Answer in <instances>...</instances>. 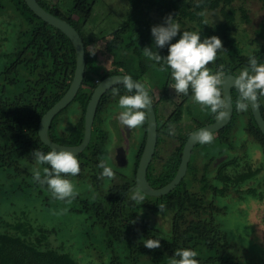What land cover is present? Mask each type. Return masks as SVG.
Listing matches in <instances>:
<instances>
[{
	"label": "trees",
	"instance_id": "trees-1",
	"mask_svg": "<svg viewBox=\"0 0 264 264\" xmlns=\"http://www.w3.org/2000/svg\"><path fill=\"white\" fill-rule=\"evenodd\" d=\"M51 12L63 17L74 25L83 37L87 66L82 88L93 89L98 81L114 73H126L141 79L145 73L151 75L153 70L159 71V65L149 60L143 54L145 47L152 48L162 57L168 55V47L157 48L151 35L154 25L164 23V18L172 14L175 22L181 26V32L170 43H176L183 31H193L205 38L217 36L222 41L223 50L218 51L217 59L211 62L209 69L215 63L224 64L225 70L236 63L240 71L249 64V57L254 56L258 64H264V44L258 38L264 35V24L256 30L257 36L249 42L238 38L239 22L250 21L248 8L243 0H127L129 13L122 23L110 34L104 37L96 36L87 29V24L92 16L97 0H72V5L63 10L59 2L50 3L48 0H39ZM264 5V0H258ZM10 3L16 12L23 18L28 28L25 32L27 39L18 51L7 53L9 62L1 70L0 88V171L7 177L19 178L16 186L2 193H19L28 186L41 190L38 183L32 179L33 169L39 168L43 176V168L48 165H37L31 156L33 150L39 149L45 154L52 149L45 144L39 134V122L43 114L49 109L68 89L73 78L76 52L70 38L60 29L48 24L36 15L24 0H0V7ZM199 3L200 6L196 7ZM218 13L221 19L213 21L208 12ZM203 13V15H200ZM103 40L98 47L102 52L112 55L113 68L99 70L93 65L96 57L92 50L97 41ZM92 47V49H90ZM94 54V55H93ZM155 65V66H154ZM101 65H98V68ZM217 70V69H216ZM166 76H168L166 74ZM166 86V83L165 85ZM119 92L126 89L123 84L114 86ZM109 89L101 98L94 127V137L87 148L76 155L80 164V173L77 176L63 178L89 179L94 173L98 161V146L105 139L101 127V118L98 116L108 101ZM191 91V88H190ZM133 94V93H132ZM164 92L162 91V95ZM91 97V92L80 91L73 102L78 105V116L72 126L58 133L57 124L61 113L52 120L49 129L50 136L64 144H77L84 135V116L86 106ZM264 97V96H263ZM238 98L236 88L233 89V102ZM259 99L261 96L258 97ZM261 107L264 112V104ZM68 105V106H69ZM67 106V107H68ZM239 114L243 125L246 124L251 133L264 141V133L259 128L250 109L238 112L222 133L233 126ZM245 117V119H244ZM147 122L145 115L144 132L141 145L135 158V168L138 165L143 145L146 138ZM177 163L171 172L162 174L154 185H163L172 177ZM223 172L221 171L220 174ZM63 176V174H62ZM97 182L99 177L96 178ZM134 183V178L123 186L111 188L109 198L105 196L90 195L80 199L78 212L85 215L91 231H97L106 240V248L114 242L123 243L129 252L130 263L139 264H165L166 254L174 256L177 249H192L198 253L199 264H217L226 262L234 264L233 256L228 253L232 246L227 236V231L220 227L214 217H203L199 214L188 218V210L194 208V203H188L189 195L186 181L183 180L177 187L161 196L146 195L142 205L131 201L130 197H123L120 201L122 190ZM156 186V187H157ZM47 188V185H44ZM118 193L116 194V190ZM91 193V192H90ZM115 193V194H114ZM121 204V211L119 205ZM164 204L163 211L158 206ZM114 209V210H112ZM145 209L147 211H145ZM145 212L159 213L171 216L173 224L171 230L163 232L151 220L144 216ZM6 219L0 210V264H99V253L93 249H84L79 254H74L64 244H53L50 236L54 229H47L35 225L24 211ZM84 233L89 231L85 227ZM147 239H159L161 247L149 250L144 246ZM209 250L212 253L205 257L201 253ZM134 255V257H131ZM145 256L146 259H142ZM105 264H119L113 256Z\"/></svg>",
	"mask_w": 264,
	"mask_h": 264
},
{
	"label": "flooded vegetation",
	"instance_id": "flooded-vegetation-1",
	"mask_svg": "<svg viewBox=\"0 0 264 264\" xmlns=\"http://www.w3.org/2000/svg\"><path fill=\"white\" fill-rule=\"evenodd\" d=\"M235 64L236 63H233V66L229 67V68H233L232 71L231 70L226 71L224 67L225 74L231 72L236 75H239V66H235ZM211 65L212 64L210 63L209 65H207V67L209 68V66ZM219 65L221 64L215 63L214 67L209 69L210 73L214 74L216 72V69H218ZM160 73L162 74V76L161 78L158 79V77H160L159 76ZM166 74L168 76H166ZM151 76L153 78L149 79V81L151 80L149 88L145 84L144 78L140 79V81L146 86L149 93L151 94L157 114V123H158L157 144L154 151V155L147 170V178L150 184L156 187L157 185L155 186L154 182H157L159 180V177L160 178L162 177V174L165 175L171 172V169H173L175 163H177L176 169L172 177L169 179V181L174 177L181 162L184 144L187 138L190 136V134L198 127L208 122H213L216 119L214 118V115L210 112V110L201 111V106L198 103L193 102L192 90L190 91V88H189V94L187 96H184L183 94L177 96L175 90L169 87V85L173 83L171 79L170 69L165 72H161L160 70L159 71L153 70ZM165 83L166 86H164ZM233 89L234 87H232V98H233ZM162 91L164 92L163 95H162ZM222 94H223V89H222ZM122 95H132V93H128L125 90L124 92H119L118 95L114 96L112 94V90L110 91L108 101L107 103H105L100 114L98 115L101 118V123H100L101 127L103 123L102 114L105 113V110H107V107L110 104L111 100L115 98H120V96ZM258 100L259 103L262 102L264 104L263 96H261L260 99L258 98ZM75 105L77 108L78 105L77 104ZM233 108L234 109L231 120L222 129L211 132L212 135L214 136V140L211 144L220 147V149L217 151L218 154H213V155L208 154L209 146L207 144L201 145L197 142L192 149L191 156L188 161L186 173L182 178V180L180 181V183L183 180L186 181V184L188 186V194H190L188 203L190 204L194 203V208L188 210L187 214H189L188 216L189 219L193 218L192 214L195 215L199 214L207 218L212 215L214 217V221L221 227V224L215 218L216 213L219 214L225 213L223 206L219 203V200L222 199H224L225 201L235 200L237 201L240 208H245V207L247 208L248 210L247 220L252 226V231H253L251 234H253V238L256 240V242H259L264 245V238L260 239L263 236L260 229L257 228L258 221L256 219V213H257L256 209H258L257 204H260L261 202L264 201V176H262L264 175V141L256 137L253 133H251L246 124L243 125L242 121L240 120L239 114L237 115V118L235 119L234 121L235 123L233 124V126H231L227 130V132H225L223 135L222 130H224L226 126L234 118L235 115L234 102H233ZM62 111H60L59 113H61ZM97 113H98V108L95 115V119L97 117ZM262 113L264 116L263 110ZM118 115L119 113L116 116L117 124L112 122L111 120L109 121V126L113 130L112 143H114L113 146L114 151L112 155H108V154L102 155L103 146L107 143L109 137L107 131L103 128L102 129L104 131L105 139L98 146V157L106 160L107 166L112 168L113 172L115 173V176L111 180H109L108 178H100L103 170L98 167V164L100 163V159L98 158V161L96 162L95 165V169L93 170L94 173H96V177L94 175L92 176V179L94 178L93 181L91 180V177L85 180V181H89V184L93 186L94 190H96V192L94 193V198L96 196H105L106 198H109L111 195L110 193L112 187H115L117 185L123 186L133 178H134V183L131 184L128 188L122 190L120 201H122V198L125 196L130 197L132 190L139 189L136 186L137 167L135 168V158L142 140L138 142V148L135 151V157H134L130 176L126 175V173L124 172H121L118 167L121 166L124 167L126 165L127 166L129 165L130 160L128 157V147H129L128 141L132 138L134 129L137 132L136 135L138 136L141 132V128L128 129L127 126H123L120 124L118 120ZM70 117L74 122L72 114H70ZM59 118L61 121L59 120ZM59 118L57 121L58 122L57 130L58 133H61L62 130L65 129L64 127L65 125L62 123L63 119L65 118L60 116ZM95 119H94L93 129L98 124V121L95 122ZM146 122H147V117H146ZM240 124L242 125L246 135H245V139H243L242 142L240 141L238 146H236L234 141L236 139V130L238 129ZM169 125H172L174 127V131H175L174 136L169 135L168 132ZM142 128L144 132V124L142 125ZM146 135H147V130H146ZM93 137H94V132H92L91 140H93ZM51 138L53 139V137ZM119 147H123L126 151L127 162L124 165H120L118 159L116 158ZM241 147L243 148L241 149ZM256 149L260 150V154H261L257 158L254 157V152ZM258 159H260V161H258ZM221 171L223 172L222 174H220ZM97 177H99L98 182L96 180ZM257 179L260 180L257 181ZM105 180H108V182H105ZM102 184H104L105 188H99L102 186ZM179 184H177V186ZM160 186L162 185H158L157 187ZM89 192H91V189H89ZM115 192L117 194L118 189ZM142 193L144 194V196L147 195L143 191ZM121 207L122 206L120 204L118 207L120 211H121ZM142 208L144 209L143 205ZM145 211L147 210L145 209ZM145 211L143 210L142 214H144V216L147 217L148 219H149L148 217L149 214H153L155 217L160 216L164 218H169L170 230H171L173 224V219L171 220V216H164L159 213L157 214V213H152L150 211L149 212H145ZM261 221L264 226V214L262 215ZM152 222L156 225L155 221ZM158 228L160 229V227ZM234 264H241V263L240 261L238 262L234 260Z\"/></svg>",
	"mask_w": 264,
	"mask_h": 264
},
{
	"label": "rangeland",
	"instance_id": "rangeland-1",
	"mask_svg": "<svg viewBox=\"0 0 264 264\" xmlns=\"http://www.w3.org/2000/svg\"><path fill=\"white\" fill-rule=\"evenodd\" d=\"M48 1L52 4L59 2L63 10H66L72 5V0ZM241 2H244V5L248 8L250 21L239 22V33L237 36L239 39L241 37L242 40H247L250 45L251 43L249 41L253 37L257 36L256 30L264 24V5L258 0H243ZM128 13L129 2L127 0H97L93 8L92 16L87 24V29L90 33L96 36L104 37L105 35L110 34L113 29L117 28L127 17ZM208 15L213 21L221 19V16L218 13H214L212 11H209ZM27 28L28 26L24 22L23 18L14 10V7L10 3H8L5 7H0V77L3 75L1 70L4 68L6 63L9 62V57L6 54L18 51L21 46L23 47L24 42L27 39V35L24 31H26ZM260 39L264 44V35L258 38L259 41ZM102 43L103 40L100 39L97 41V45L94 49L90 47V49H92L96 54V57L93 59V65H95L94 67L99 70L113 68L114 64L111 62L112 55L107 52H102L99 48L97 49V46L99 47ZM98 65L101 66L98 68ZM159 76L160 77H158V79L161 78L162 74L160 73ZM142 78H144V82L149 88L151 82L149 79H152L153 77L145 73ZM1 82L2 81L0 79V88ZM118 101L119 98L111 100L107 110H105V113L102 114V128L107 131L109 136L107 143L103 146L104 153L102 150V155H112L114 151V143H112L113 130L109 126V121L111 120L117 124L116 116L123 110L119 108ZM75 112L76 105L74 102L61 112L60 117L65 118L62 123L65 125L64 127L66 129L70 128L73 124L70 114H72L74 120L78 116L77 112ZM140 128V134L137 136V132L134 129L133 136L128 141L129 165L118 167L121 172H124L129 176L132 170L135 151L138 148V142L142 140L143 136L142 126L138 129ZM245 135L246 133L240 124L236 130V139L234 141L236 146H238L240 141L242 142L243 139H245ZM207 145L209 146L208 154H218L217 151L220 147L213 144ZM242 148L243 147H241V149ZM260 155V150L256 149L254 157L257 158ZM258 161H260V159H258ZM18 179L19 178L13 176L7 177L0 171V188L2 191L12 189L16 186ZM69 180L74 185V191L78 193L70 204L65 201L54 199L48 188L44 186L41 187V190H37V187L33 188L32 186H28L25 189L20 190L19 193L11 192L9 194L2 193L0 190V210L3 213V217L9 219L17 216L18 218L20 217L18 215L25 211L29 219L32 220L35 225L55 230L50 236V240H52L53 244L59 245L62 243L74 254H79L85 248H91L99 253V264L109 262L113 256L116 257L119 264H134L130 263L128 260L129 252L125 250L123 243L114 242L110 248H106L105 246L108 243L107 240L97 231H91L89 229L88 222L85 219L84 213L78 212V210L75 209L79 207L81 203L80 199L86 196L89 197L90 195L93 197L96 192L93 186L89 184V181L76 178H70ZM258 180L260 179H257V181ZM105 182H108V180H105ZM99 188H105L104 184H102ZM89 189H91V193L89 192ZM219 203L223 206L225 213H216L215 218L221 224V227L227 231L228 239L232 244L228 253L230 256H233V261H240L241 264H264V245L256 242L253 238V234H251L253 231L252 226L247 220V208H240L235 200L225 201L222 199L219 200ZM257 206L258 209H254L257 211V228L262 232L263 237L260 238L262 239L264 238V226L261 219L264 214V201L257 204ZM148 217L151 221H155L156 225L160 227L163 232L168 233V231H170L169 218L160 216L155 217L153 214H149ZM85 227H87L86 231H89L88 235L84 233L86 229ZM208 251L205 250L204 253L202 252V257L212 254ZM79 256H81V254H79ZM165 256V260L162 261L165 264H170V259L173 256L169 254H166ZM131 257H134V255H131ZM142 259H146L145 256H143ZM139 264H146V262H141ZM217 264L227 263L218 262Z\"/></svg>",
	"mask_w": 264,
	"mask_h": 264
},
{
	"label": "clouds",
	"instance_id": "clouds-1",
	"mask_svg": "<svg viewBox=\"0 0 264 264\" xmlns=\"http://www.w3.org/2000/svg\"><path fill=\"white\" fill-rule=\"evenodd\" d=\"M199 6L200 4L197 3L196 7ZM180 32V24L175 22L172 14L167 15L163 24L152 26L151 35L157 48L169 45L168 55L162 57L152 48L145 47L144 56L159 65L161 72L171 70L173 83L169 87L175 90L177 96L181 94L187 96L191 88L192 100L201 106V111L210 110L217 121L225 119L228 116L229 99L222 94V86L226 78L224 65H219L214 74H211L207 67L217 59L218 51H225L221 39L211 36L201 42L200 34L183 31L176 43H170ZM121 78L120 82L126 91L133 94L120 96L118 106L123 110L119 112L118 120L128 129L139 128L145 122L146 109L151 106L152 98L142 83L132 80L130 76ZM233 87L238 92L235 102L236 111L246 112L250 105L258 106V97L264 96V64H258L257 59L250 56L248 66L234 77ZM112 94L118 95L119 90L113 88ZM168 132L169 135H175L172 125H169ZM194 140L201 145L211 144L214 136L204 128L194 134ZM31 156L37 165H48L43 168V176L39 168L33 169V181L40 186L47 185L54 199L72 203L78 193L74 191L72 182L63 177L77 176L80 173V164L76 155L67 150L53 149L45 154L36 149ZM99 159L98 167L103 170L100 178L113 179L115 173L112 168L107 166L105 159ZM130 199L140 205L144 202L145 196L141 190L134 189ZM158 208L159 211H163L165 205L160 204ZM144 246L149 250H156L161 244L159 239H147ZM197 255L198 253L192 249H177L170 259V264H199L195 259Z\"/></svg>",
	"mask_w": 264,
	"mask_h": 264
},
{
	"label": "water",
	"instance_id": "water-1",
	"mask_svg": "<svg viewBox=\"0 0 264 264\" xmlns=\"http://www.w3.org/2000/svg\"><path fill=\"white\" fill-rule=\"evenodd\" d=\"M24 1L27 3V5L36 15H38L48 24L64 32L70 38V40L72 41L75 47L76 64H75V70L71 83L68 89L65 91V93L49 109H47V111L41 117L39 122L38 134L41 140L45 144H47L52 150L53 149H56L57 151L67 150L73 152V154L75 155H78L81 152H83L91 142L94 119L101 97L110 88L122 84L120 80L122 79L121 77L123 76H130L132 80L139 83L142 82L138 80L136 77L126 73H114L107 75L104 78H102L100 81H98L97 85L93 89L90 88L83 89L82 84L87 66V56H86L85 43L78 29L74 25H72L68 20L64 19L63 17H60L59 15L45 8L40 3L39 0H24ZM225 76L226 78L224 80L222 89H223V94L226 95L229 99L228 116L220 121L215 120L213 122H208L198 127L190 134V136L187 138L184 144L182 158L179 167L177 169V172L169 182H167L166 184L160 187L152 186L147 178L148 166L154 155V151L157 144V136H158L157 114L152 99L151 106L146 109L147 135L136 171V186L140 190H142L145 194L151 196H159L166 194L170 190L175 188L177 184L180 183V181L182 180V178L186 173L188 161L190 159L192 149L196 144L194 140V134L198 132L200 129H204V128L208 129L210 132L220 130L231 120L234 109L233 98H232V87H233L234 77L237 75L228 72L225 74ZM82 90L91 92V97L86 106V111L84 116V135L81 142L77 144H64L53 140L49 136V129L53 118L65 107H67L74 100L76 95ZM148 94L151 96L149 91ZM250 108L252 110L255 120L258 123L259 128L264 133V116L262 113L259 100H258V106L250 105ZM116 158L118 159L120 165H124L127 162L126 151L123 147H119Z\"/></svg>",
	"mask_w": 264,
	"mask_h": 264
}]
</instances>
